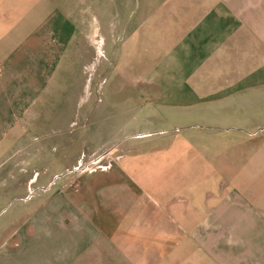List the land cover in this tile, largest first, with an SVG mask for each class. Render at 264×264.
<instances>
[{"label": "crops", "instance_id": "0c3cea01", "mask_svg": "<svg viewBox=\"0 0 264 264\" xmlns=\"http://www.w3.org/2000/svg\"><path fill=\"white\" fill-rule=\"evenodd\" d=\"M108 40L119 154L76 191L21 177L93 149L78 72ZM33 184L0 264H264V0H0V200Z\"/></svg>", "mask_w": 264, "mask_h": 264}, {"label": "rangeland", "instance_id": "374dc122", "mask_svg": "<svg viewBox=\"0 0 264 264\" xmlns=\"http://www.w3.org/2000/svg\"><path fill=\"white\" fill-rule=\"evenodd\" d=\"M94 2L97 6H99V8H102V11L109 9L112 15V0H94ZM86 9L88 11L92 10L88 3H86ZM103 20V17H100L102 25L100 27L101 30L99 29L98 33L101 35L105 31L106 33L108 31H112V24H104ZM94 26L98 28L100 25L96 23ZM102 28H104V30ZM101 44L100 47H96L94 52L89 56L88 65L85 70L78 72V79L81 78L87 83L83 93V99H80L79 102L83 103L85 109H92L90 119H85L84 128L85 131L92 128L97 129L94 130L95 136L90 137L86 133V136L84 137L86 146L93 149L90 151L85 150L83 152H79L72 167H54L50 169L40 167L29 168L20 165L18 169L21 177H26L30 174L31 176L38 178L39 175L48 173V175L53 177L51 184L53 188L56 186L57 189L60 188L59 181L61 179H66L65 185H68L71 191H76L77 175L104 170L102 169V166L114 161L116 156L119 154L120 148L115 146L119 137L112 136L111 129L112 125L114 126V122L109 119V115L114 108L112 100L121 98L122 94L118 93L112 95V91H114V87H112L114 83L113 79L116 78V76H112V40H108L104 48H102ZM74 91L75 93L77 91L80 92V87H70L69 97L75 95H73ZM86 149L88 148L86 147ZM95 159L97 161L93 162ZM84 164L86 167L83 166ZM12 174L16 175V172H12ZM36 185H27V194L19 189L18 191H15L14 194L16 195L11 199L0 200V229L2 230V228H4L3 231H0V240L2 239V235H7V231L11 230L13 226L18 225L20 223V219L30 213V200H36L37 197L35 196L38 193L37 191L48 188V185L46 187ZM21 187L23 186L21 185ZM9 238L10 240L15 239V237L12 236L8 237V239ZM1 250L2 247H0V251Z\"/></svg>", "mask_w": 264, "mask_h": 264}, {"label": "built area", "instance_id": "2783aa9c", "mask_svg": "<svg viewBox=\"0 0 264 264\" xmlns=\"http://www.w3.org/2000/svg\"><path fill=\"white\" fill-rule=\"evenodd\" d=\"M94 161L96 162L97 160L95 159V160H93V162H94ZM112 162H113V161H112ZM112 162H110V163H108V164L102 166V169L109 168V167L111 166ZM83 166L86 167L85 164H84ZM83 166H82V167H83Z\"/></svg>", "mask_w": 264, "mask_h": 264}]
</instances>
